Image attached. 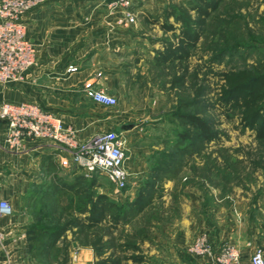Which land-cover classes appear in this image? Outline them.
Wrapping results in <instances>:
<instances>
[{
	"label": "crops",
	"instance_id": "crops-1",
	"mask_svg": "<svg viewBox=\"0 0 264 264\" xmlns=\"http://www.w3.org/2000/svg\"><path fill=\"white\" fill-rule=\"evenodd\" d=\"M168 1L131 0L128 13L115 5V0H46L25 18V35L35 50L34 67L24 81L0 85V105L31 103L48 110L71 128L80 142L107 131L120 133L126 141L124 169L129 178L123 198L130 202L141 187H153L152 202L187 180L186 162L166 158L169 146L163 143L171 139L163 133V117L155 109L157 99L142 92L145 85L150 87L142 81L148 68L146 57L152 62L155 53L164 50L167 35L172 34L161 26L165 22L174 28L177 25L172 16L165 17ZM145 14L152 18H144ZM132 59L139 66L138 75L130 72ZM69 67L76 71L67 72ZM91 90L115 97L116 106L93 103L88 95ZM6 132L0 122V201H7L12 208L11 215L0 218V264H29L25 228L32 220L31 207H38L49 190L53 192L50 201H56L60 211L84 222L88 212L77 213L74 206L81 184L82 208L89 209V202L84 207V187L90 175L75 166L68 154L46 143L8 145ZM183 193L175 242L192 243L207 234L216 248L234 245L242 264H249L256 249L264 255V217L259 210L248 221L244 210L231 211L219 205L215 193L208 195V202L201 189L185 184ZM72 232L66 233L67 240ZM72 250V264L93 263L95 254L89 246L72 243ZM196 261L208 264L200 258Z\"/></svg>",
	"mask_w": 264,
	"mask_h": 264
},
{
	"label": "rangeland",
	"instance_id": "rangeland-1",
	"mask_svg": "<svg viewBox=\"0 0 264 264\" xmlns=\"http://www.w3.org/2000/svg\"><path fill=\"white\" fill-rule=\"evenodd\" d=\"M193 3L194 0H169L168 6L171 10L175 9L177 15L181 13L189 17L187 21L193 22L195 14L189 12ZM145 15L144 18H152L149 14ZM174 23L177 24L175 31L179 33L180 24L175 19ZM165 40L166 44L175 41L172 34L167 35ZM233 49L237 52L228 55ZM221 52L228 56L217 62L214 57ZM149 59V56L146 57L148 68L142 81L150 87L145 85L142 92L157 99L156 113H161L163 133H168L171 139L170 143L164 142L163 145L169 146L170 150L177 141L176 131L181 124L174 114L181 111H190L205 119L218 134V139L191 157H176V160L186 162L187 180L183 186L176 185L170 195H161L138 215L131 216L114 228L111 222L103 224L98 231L100 241L95 242L101 256H96L95 252L92 264L104 259L131 264L127 259L133 255H142L148 264H198L189 253L191 242H175V224L180 218L179 205L184 199L185 184L203 190L206 202L208 195L215 193L218 204L224 209L244 210L248 221L253 220L258 210L261 218L264 217V148L258 146L253 132L242 129L236 113L226 111L218 103L222 73L264 61L263 1L223 0L206 21L199 42L190 49L189 59L159 69H155L154 58L152 62ZM131 62L130 72L135 75L139 66L135 65L134 59ZM177 79L178 83L174 84ZM140 81L136 79L139 84ZM202 89L205 94L201 105L181 109L180 98L193 100L196 92ZM97 180L100 188L96 190L99 193L118 204L127 201L123 198L127 190L117 193L102 174H97ZM212 202H215L214 198ZM68 241L79 246L88 245L77 235ZM134 248L138 250L134 251ZM69 250L70 255L72 245ZM69 264H72L71 260Z\"/></svg>",
	"mask_w": 264,
	"mask_h": 264
},
{
	"label": "trees",
	"instance_id": "trees-1",
	"mask_svg": "<svg viewBox=\"0 0 264 264\" xmlns=\"http://www.w3.org/2000/svg\"><path fill=\"white\" fill-rule=\"evenodd\" d=\"M223 0H194L189 12L195 14L193 22L187 21L189 17L181 13L176 14L175 9L167 6L165 17L172 16L175 22L180 24L179 33L175 32L173 25L165 22L161 28L164 32H172L174 42L164 44V50L155 53V69L174 66L190 57V49L194 48L200 40L202 28L211 14L217 11ZM264 3V0H262ZM170 9V11H168ZM236 49L230 50L228 55L236 53ZM222 52L215 55L214 60L222 61L226 56ZM222 84L218 92V103L228 112L236 113L242 129L253 132L259 147L264 148V61H259L251 66L236 68L221 74ZM178 79L174 81L178 83ZM205 91L198 90L193 100L188 97L180 98L179 106L188 108L203 103ZM202 99V100H201ZM179 119L181 127L176 131L177 141L166 155L174 162L176 157H191L194 153H200L202 148L218 139V134L212 130L210 124L197 114L192 112H178L174 114ZM100 188L97 174H92L89 181L85 179L84 207L89 202V209L82 208V186L79 185L76 195L79 200L74 206L77 213L88 212L83 219L71 216V213L58 209V203L50 201L53 192L47 190L43 193V201L38 207L32 206L30 215L32 220L25 228V236L28 244V263L33 264H69V249L72 242L66 239V233L75 228L72 236H80L85 240L96 256H101V251L96 248L100 236L98 231L102 225L112 223L113 228L122 221H127L131 216L138 215L151 202L153 187H141L135 198L130 202L118 204L107 195L99 193ZM48 197V200L46 201ZM68 215V216H67ZM111 222V223H109ZM93 239V240H92ZM75 240V239H74ZM89 242L93 243L89 245ZM134 248V251H137ZM131 264H148L142 255H133L127 259ZM97 264H119L117 260L104 259Z\"/></svg>",
	"mask_w": 264,
	"mask_h": 264
},
{
	"label": "built area",
	"instance_id": "built-area-1",
	"mask_svg": "<svg viewBox=\"0 0 264 264\" xmlns=\"http://www.w3.org/2000/svg\"><path fill=\"white\" fill-rule=\"evenodd\" d=\"M46 0H0V85L22 82L35 65V50L25 35V18ZM128 13L131 0H115ZM129 15V14H128ZM76 71L69 67L67 72ZM90 100L105 107H115V97L102 90L88 92ZM0 122L7 128L6 143L23 141L46 143L59 153L70 156L73 164L87 175L102 174L120 193L128 187L124 169L126 141L120 133L107 131L80 142L73 130L48 110L31 103L0 105ZM12 214L7 201H0V218ZM1 240V235H0ZM189 253L208 264H242L239 250L231 244L216 248L211 235L201 234L189 246ZM249 264H264V255L256 249Z\"/></svg>",
	"mask_w": 264,
	"mask_h": 264
},
{
	"label": "water",
	"instance_id": "water-1",
	"mask_svg": "<svg viewBox=\"0 0 264 264\" xmlns=\"http://www.w3.org/2000/svg\"><path fill=\"white\" fill-rule=\"evenodd\" d=\"M128 128H130V127H128Z\"/></svg>",
	"mask_w": 264,
	"mask_h": 264
}]
</instances>
